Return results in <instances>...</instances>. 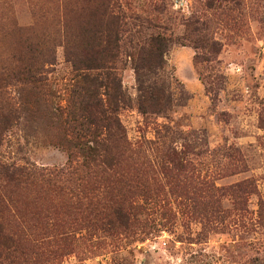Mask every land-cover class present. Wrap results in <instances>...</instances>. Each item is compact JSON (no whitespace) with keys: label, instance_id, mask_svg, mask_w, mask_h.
<instances>
[{"label":"rangeland","instance_id":"1","mask_svg":"<svg viewBox=\"0 0 264 264\" xmlns=\"http://www.w3.org/2000/svg\"><path fill=\"white\" fill-rule=\"evenodd\" d=\"M104 10L122 26L116 145L79 97L117 86L66 59ZM18 58L42 83L0 85V264H264V0H0V75ZM12 165L36 177L4 180Z\"/></svg>","mask_w":264,"mask_h":264},{"label":"trees","instance_id":"2","mask_svg":"<svg viewBox=\"0 0 264 264\" xmlns=\"http://www.w3.org/2000/svg\"><path fill=\"white\" fill-rule=\"evenodd\" d=\"M102 14V19H104L103 24H99V26L94 27L92 31H86L90 33V36L83 38L84 35H75L72 38L70 43V47L67 49L66 59L67 62L70 63L71 67L75 71H98L101 72L102 79L99 80L98 77H93L92 80L94 82L100 81H108L110 80L113 84L117 87L115 88V101L108 103L105 105L104 102L102 103L101 100H97V98L87 96H80V103L81 105L85 104V111H88V115L91 112L94 115V120L92 125H96L102 128V132L100 136H97V141L100 143L108 142L110 144L116 145V142L122 139V135L124 134V128L121 125V121L118 116H116V108L118 102L121 104L124 103V97L122 95L120 89V82H116V80H111L113 76L111 73V68L109 64L112 65L116 58L119 56V33L122 28L120 25V17L118 14H114L112 11L108 12V10H104ZM164 40L157 36L155 38H151L148 42L149 50H147L144 55L147 56V63L149 65L153 62L155 64L157 59L162 58V47L160 45L161 42ZM80 50H85L86 52H93L95 57L90 58V61L98 60L99 63L88 64L85 63L81 57H79ZM93 55V56H94ZM17 63L20 64L15 70L0 75V85L5 82L6 79L10 78L13 81L17 80L21 81V78L24 77L25 84L31 86H39L42 81L39 80V74L42 70L40 66L36 63L35 60L31 59H21L18 58ZM53 61H49L48 64L53 65ZM87 62V61H86ZM47 64V63H46ZM38 65V67H37ZM86 77V76H84ZM82 78L78 80V82L84 83L87 78ZM115 81V83H113ZM101 83V82H100ZM36 87V88H37ZM119 87V88H118ZM114 88V87H113ZM12 110V109H11ZM16 111H8L7 114H0V141L2 140L5 132L9 129L10 125L13 124L12 117L14 116ZM96 142L94 144L98 145L99 143ZM88 143L83 144L84 151L90 153L93 151L94 148H91ZM3 179L10 181V182H18L22 179H29L36 177L33 172L25 168H19L16 166H3L2 167ZM44 174H39L38 178L47 179L45 177L52 176H62L63 173L61 172H43ZM1 192V187H0ZM122 215V213H121ZM8 243H12L10 241V237L4 232L3 227L0 225V245H8Z\"/></svg>","mask_w":264,"mask_h":264}]
</instances>
